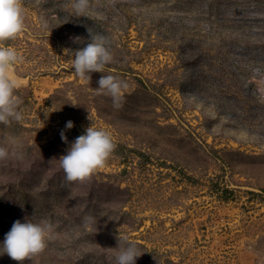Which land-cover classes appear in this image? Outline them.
Instances as JSON below:
<instances>
[{"label":"rangeland","instance_id":"obj_1","mask_svg":"<svg viewBox=\"0 0 264 264\" xmlns=\"http://www.w3.org/2000/svg\"><path fill=\"white\" fill-rule=\"evenodd\" d=\"M20 3L22 31L0 41L21 113L0 122V241L16 220L51 226L21 264H113L122 238L135 264H264V0ZM88 30L112 56L90 79L72 68ZM102 75L128 84L119 107ZM89 126L113 151L66 181L57 159Z\"/></svg>","mask_w":264,"mask_h":264},{"label":"clouds","instance_id":"obj_2","mask_svg":"<svg viewBox=\"0 0 264 264\" xmlns=\"http://www.w3.org/2000/svg\"><path fill=\"white\" fill-rule=\"evenodd\" d=\"M87 4L88 0H74L75 15H85ZM22 28L23 13L20 0H0V41L14 38L22 31ZM88 32L90 34L88 42L74 51L72 68L77 77L90 79V73H101L105 65L111 62L112 56L106 47V38L103 35H94L89 30ZM70 39L73 43L82 42L79 36H73ZM18 59L15 49L0 47V122L6 123L9 119H21V113L17 111L19 101L13 94L18 82L9 72L10 66ZM97 85V93L103 92L109 95L113 106H120L123 91L128 87L124 80L113 75H102L97 80ZM72 127L73 122L66 121L64 129L60 131L62 141H67L65 130ZM113 148L114 143L107 131L87 127L71 142L66 153L57 159L65 180L85 179L94 170L104 165ZM4 155L5 150L0 148V157ZM50 230L51 226L45 221L34 223L27 219L23 222L16 220L0 241V255L7 254L12 260L21 264L26 258L44 249ZM141 253L137 245L128 241L127 238H122L117 240L116 246L112 248L113 264H135L136 258Z\"/></svg>","mask_w":264,"mask_h":264}]
</instances>
